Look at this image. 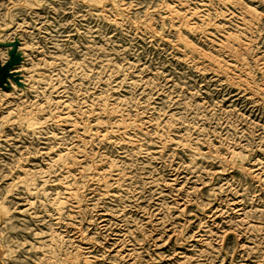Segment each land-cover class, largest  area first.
Instances as JSON below:
<instances>
[{
  "label": "rangeland",
  "instance_id": "1",
  "mask_svg": "<svg viewBox=\"0 0 264 264\" xmlns=\"http://www.w3.org/2000/svg\"><path fill=\"white\" fill-rule=\"evenodd\" d=\"M0 82V264H264V0H0Z\"/></svg>",
  "mask_w": 264,
  "mask_h": 264
},
{
  "label": "bare ground",
  "instance_id": "2",
  "mask_svg": "<svg viewBox=\"0 0 264 264\" xmlns=\"http://www.w3.org/2000/svg\"><path fill=\"white\" fill-rule=\"evenodd\" d=\"M1 83V82H0ZM101 111L103 112V113H108V114H113V113H115L116 112V110H115V108H110V107H107V106H105L104 105V107H102L101 108ZM30 116V115H29ZM32 116V115H31ZM30 116V120H33V117H31ZM66 117V116H65ZM64 117V118H65ZM30 122V121H29ZM38 122H40V121H38ZM32 123V122H31ZM34 123V122H33ZM35 124V123H34ZM129 126L128 125H125L123 122L119 125V127H118V129H120V130H126L127 128H128ZM90 137L91 138H94V137H96V138H99V139H101V140H106L107 139V137L106 136H98V135H96V134H93V133H90ZM73 160H71L69 163H67L66 162V160L63 162V164L62 165H60V167L61 168H63V169H66V170H69L71 167H73L74 165H76L77 163H76V161H75V159L73 158V157H71ZM64 159H65V157H64ZM69 166H70V168H69ZM83 171H84V173H87L88 171H90V170H86V169H83ZM82 171V172H83ZM35 182H36V178H34V179H32L31 180V183H30V185H34L35 184ZM42 183H43V185H45L46 184V181L43 179V181H42ZM64 188V191L65 192H67V194H68V196H69V199L70 200H72V199H74L75 200V203L76 204H79V194H78V189H76V190H73V189H69L68 188V186H65V187H63ZM28 190L29 191H31V189L28 187ZM38 192V191H37ZM43 194L44 193V191H39L38 192V194ZM57 202V201H56ZM54 203V202H53ZM59 204V202H57L56 203V206H58L59 208V211H61L62 209H63V207L61 206V205H58Z\"/></svg>",
  "mask_w": 264,
  "mask_h": 264
}]
</instances>
